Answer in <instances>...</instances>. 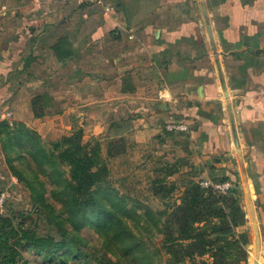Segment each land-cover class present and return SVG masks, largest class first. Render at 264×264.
I'll return each mask as SVG.
<instances>
[{"label":"crops","instance_id":"obj_1","mask_svg":"<svg viewBox=\"0 0 264 264\" xmlns=\"http://www.w3.org/2000/svg\"><path fill=\"white\" fill-rule=\"evenodd\" d=\"M2 120L44 142L75 128L103 151L122 139L109 162L137 151L145 167L159 151L246 185L264 264V0H0ZM170 121L188 131L167 133ZM250 241L254 264L253 227Z\"/></svg>","mask_w":264,"mask_h":264},{"label":"trees","instance_id":"obj_2","mask_svg":"<svg viewBox=\"0 0 264 264\" xmlns=\"http://www.w3.org/2000/svg\"><path fill=\"white\" fill-rule=\"evenodd\" d=\"M48 98L45 95L32 98L35 118L45 115ZM104 148L103 151L98 138L85 140L81 128L46 145L24 124L0 121V150L6 163L24 184L30 199L40 209L48 208L47 220L58 235V238L41 236L17 221L13 214H0V264H17L19 248H30L47 256L68 250L65 255L79 258L81 264L247 263L250 239L237 184H230L231 188L222 194L211 187L203 188L192 175L186 176L170 165L166 176L185 173L188 180L178 202L158 210L155 219L148 213L160 235L158 248L149 252L124 220L134 213L127 208V198L109 186L108 162L125 152L124 143L118 139ZM19 158L26 162L25 174L14 163ZM163 180H152L154 195L165 197L175 189L176 185H163ZM228 180L216 179L220 183ZM46 184L50 200L59 203L61 221L55 218V208L44 203L41 188ZM87 225L99 233L105 253L99 254L90 246L84 248L87 240L81 230ZM64 260H56L54 264H64Z\"/></svg>","mask_w":264,"mask_h":264},{"label":"rangeland","instance_id":"obj_3","mask_svg":"<svg viewBox=\"0 0 264 264\" xmlns=\"http://www.w3.org/2000/svg\"><path fill=\"white\" fill-rule=\"evenodd\" d=\"M8 112L5 113V119H8ZM4 119V118H3ZM8 122V121H7ZM11 124L10 122H8ZM87 138L86 140H88ZM46 145L50 142L45 140ZM154 151L153 158L147 163L145 167H141L138 164L140 154L137 151L130 155V160L128 163L110 161L108 166L110 169L109 173V186L114 190L118 191L121 195H125L127 198L126 205L127 208H131L134 213H129L128 216L124 217L126 224L135 233V235L141 239L145 245L146 250L149 252H154L158 248L160 235L157 232L156 226L153 219L156 218V213L158 210L165 207H169L172 203L178 202L179 196L182 194V187L188 180L187 175H192L195 180L203 181L206 179L200 178L202 176L197 174L195 169L187 170L186 176L184 174H173L171 176H166L167 171H169L170 165H173L174 170L183 171V165H181L180 160H159L160 157H164L165 154H160V152ZM162 153V152H161ZM151 154V156H152ZM166 157V156H165ZM16 168L22 173L26 172V162L23 158L17 159L15 162ZM65 170V169H64ZM164 179L163 185H176L175 189L171 192H167L165 197H160V195H154L152 188V180L154 179ZM44 179V178H42ZM199 182V183H200ZM211 182V181H210ZM213 183V182H212ZM220 183V182H217ZM157 185V184H156ZM104 186V185H103ZM42 189L44 194V203L50 204L55 208V218L57 220H62V215L59 211V203L50 200V195L48 193V185L46 184ZM240 202L246 214V225L245 229L248 231L249 239H252V219L250 218V213L248 209V204L251 203V199L248 201L243 189L240 187ZM252 192V199L255 206V211L257 215V220L259 222L258 216L260 217V209L256 207L255 195ZM0 194H4V202L2 207H0V214L11 215L16 217L17 221L23 222L25 226H28L36 231L37 234L41 236L52 235L58 238L56 229L54 225L49 223L46 214L47 207H40L35 204L30 199V193L25 188L24 184L20 182L14 175V171L6 163L5 158L0 150ZM167 207V208H168ZM151 214L152 218L148 216ZM260 230H262L259 223ZM81 235L87 240V244L84 248L94 247L99 254L105 253L104 243L99 240V233L90 225L85 226L81 230ZM261 236L263 233L261 231ZM248 249V262L247 264H252V250L253 245L250 241L247 246ZM68 250H61L57 255L52 254L47 256L44 253H39L30 248H19L17 264H54L56 260H64V264H81L79 258H75L73 255H65ZM75 251H73L74 253ZM250 252V253H249ZM108 256V255H107Z\"/></svg>","mask_w":264,"mask_h":264},{"label":"built area","instance_id":"obj_4","mask_svg":"<svg viewBox=\"0 0 264 264\" xmlns=\"http://www.w3.org/2000/svg\"><path fill=\"white\" fill-rule=\"evenodd\" d=\"M79 1H91L94 3H101L102 0H79ZM9 117V113L7 115ZM165 131L167 132H187L188 125L184 121H170L166 123L164 127ZM200 186L203 188H213V190L218 191L222 194L226 193L230 188L231 185L228 182L223 183H212L208 180H203L200 182ZM5 195L0 194V207H2L4 202Z\"/></svg>","mask_w":264,"mask_h":264},{"label":"water","instance_id":"obj_5","mask_svg":"<svg viewBox=\"0 0 264 264\" xmlns=\"http://www.w3.org/2000/svg\"><path fill=\"white\" fill-rule=\"evenodd\" d=\"M243 181L246 183L245 178L243 177ZM245 195H246V199L249 201L250 200V192L247 188V186L245 185ZM251 201V200H250ZM251 206H252V202H251ZM252 227H253V232H254V264H257V258H258V253H259V247H260V239H259V231L255 222V218H254V211L252 210Z\"/></svg>","mask_w":264,"mask_h":264},{"label":"bare ground","instance_id":"obj_6","mask_svg":"<svg viewBox=\"0 0 264 264\" xmlns=\"http://www.w3.org/2000/svg\"><path fill=\"white\" fill-rule=\"evenodd\" d=\"M248 209H249L250 216H252L253 207L251 206V203L248 204Z\"/></svg>","mask_w":264,"mask_h":264}]
</instances>
